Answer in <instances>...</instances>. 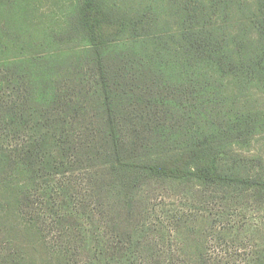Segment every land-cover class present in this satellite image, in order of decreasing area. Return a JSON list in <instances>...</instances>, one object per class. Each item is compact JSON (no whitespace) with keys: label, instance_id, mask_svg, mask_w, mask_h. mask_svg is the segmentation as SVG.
<instances>
[{"label":"trees","instance_id":"16d2710c","mask_svg":"<svg viewBox=\"0 0 264 264\" xmlns=\"http://www.w3.org/2000/svg\"><path fill=\"white\" fill-rule=\"evenodd\" d=\"M78 1L63 34L55 39H68L65 47L2 60V69L15 76L17 95L0 102V125L27 126L31 117L25 110L32 104L48 119L59 116V107L74 110L76 117L86 109L82 94L93 103L94 119L103 115L102 122L95 120L102 124L96 137L103 145L60 148L69 158L99 159V166L85 171L97 179V189L124 191L125 211L130 210L126 200L134 197L132 192L154 179L194 181L203 189L229 180L264 186L262 178L231 176L221 166L227 145L264 134V106L240 104L233 94L235 87L239 92L254 88L264 96V0H171L169 7H160L175 13L173 32L164 30L165 23L157 18L145 22L106 0ZM157 5H152L155 10ZM2 11L0 7V21ZM243 13L249 16L226 17ZM71 34L79 39L71 43L76 38ZM120 109L128 112L119 115L138 118L140 128L127 129L135 121L118 120ZM52 139L57 146L56 136ZM40 142L35 137L8 145V171L2 181L0 176V190L5 192L0 213L8 226H22L23 233L36 237L35 264H89L75 244V232L83 239L90 234L87 226H47L46 212H51L41 205L54 191L34 192L35 181L32 186L28 178L21 183L8 180L11 173L28 177L40 169L46 158ZM67 173L69 165L54 174L56 183ZM104 182L108 188H103ZM83 187L96 189L91 180ZM12 258L8 251L3 264H13ZM158 264L177 263L171 259ZM186 264L205 263L197 259Z\"/></svg>","mask_w":264,"mask_h":264},{"label":"rangeland","instance_id":"374dc122","mask_svg":"<svg viewBox=\"0 0 264 264\" xmlns=\"http://www.w3.org/2000/svg\"><path fill=\"white\" fill-rule=\"evenodd\" d=\"M169 1L106 0L119 10L136 14L145 22L157 18L161 24L165 23L164 30L173 32L177 29L175 13L160 7L168 6ZM22 2L20 6L23 5L24 10L19 9L20 0H0L3 9L0 21V102L13 100L17 95L15 76L2 69V60L21 55L29 57L46 53L53 47H65L68 39L59 42L55 39L60 38L66 29V19L73 12L71 9L80 3L78 0ZM154 4H160L156 10L152 6ZM241 16L249 14L226 17L230 20ZM71 35L76 37L71 43L79 39L77 34ZM46 38L53 42L48 43ZM227 86L233 88L230 82ZM61 87L67 89L64 84ZM233 94L240 104L246 101L245 104L254 109L264 106V96L254 88L239 92L235 87ZM79 97L86 109L76 117L72 116L74 110L59 107L55 112L59 116L48 119L32 104L25 110V114L31 117L27 126L0 125V176L2 181L8 171L6 155L13 140L40 138L38 148L46 156L40 169H34L28 177H13L11 173L8 180L21 183L28 178L32 186L35 181L34 192L40 193L45 188L54 191L53 198L41 205L42 210L50 209L51 212L45 210L47 226H79L81 230L87 226L90 234L84 239L83 235L75 232V244L82 258L89 264H126L129 261L158 264L171 259L177 264L197 259L205 264H264V186L229 180L203 189L194 181L154 179L132 192L134 197L126 200L130 210L125 211L124 191L97 189L100 187L97 179L85 171L91 165L99 166L102 163L99 159L69 158L60 148L62 144L66 148L72 144L77 147L95 143L99 147L103 145L96 137V130L102 128V124L96 121L102 122L103 115L94 119L95 113L91 112L93 103L82 94ZM126 112L120 109L118 120L123 123L135 121V124L127 126L129 130L140 128L138 118L119 115ZM52 136H56L57 146ZM225 148L221 166L227 174L256 181L257 178L264 179V134L255 133L248 141L238 139ZM88 151L91 155L94 153L93 150ZM62 158L63 165L60 163ZM66 165L70 166L71 173L56 183L54 174L61 172ZM85 180H91L96 189L86 190L83 187ZM63 181L71 183L67 185ZM102 185L108 188L106 182ZM4 194L0 190V198ZM21 227L8 226L0 213V264H3L2 259L8 251L13 256V264L36 263V237L32 233H23Z\"/></svg>","mask_w":264,"mask_h":264}]
</instances>
